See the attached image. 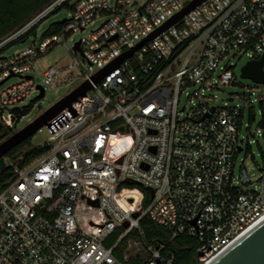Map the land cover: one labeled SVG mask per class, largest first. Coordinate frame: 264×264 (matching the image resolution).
I'll return each instance as SVG.
<instances>
[{
    "label": "built area",
    "instance_id": "built-area-1",
    "mask_svg": "<svg viewBox=\"0 0 264 264\" xmlns=\"http://www.w3.org/2000/svg\"><path fill=\"white\" fill-rule=\"evenodd\" d=\"M148 1L54 0L0 43L33 38L0 55V129L18 124L14 111L39 89L45 95L79 71L67 95L90 84L42 128L45 153L22 167L5 163L12 172L0 182V264H176L167 245L181 237L194 242L195 264H210L264 218V176L251 182L236 170L252 113L245 125L242 108L207 102V92L236 84V62L227 59L263 55L264 0H204L94 84L92 77L195 0ZM59 8L69 19L58 34H29ZM96 24L67 48L72 35ZM60 44L70 61L35 83L34 63ZM12 78L18 82L7 86ZM146 189L153 195L146 192L142 208ZM145 216L168 232L167 243L146 241Z\"/></svg>",
    "mask_w": 264,
    "mask_h": 264
},
{
    "label": "rangeland",
    "instance_id": "rangeland-1",
    "mask_svg": "<svg viewBox=\"0 0 264 264\" xmlns=\"http://www.w3.org/2000/svg\"><path fill=\"white\" fill-rule=\"evenodd\" d=\"M67 19H69L68 12L63 10L38 22L35 25L37 40L40 39L41 35L50 24ZM96 27L97 24L88 29L83 34L72 35V37H70V39H68L65 43L67 48L72 47L73 44L80 38L85 37L89 30ZM32 41L33 38L31 37L25 43H19L10 47L5 51L4 56H11L15 51L24 50ZM70 59L71 55L65 46H63V44L57 45L50 52L40 57L34 63V69L32 72L34 82L40 83L42 73L48 67H63L70 61ZM247 60L248 58L246 57H241L240 59L239 57H236L235 59H227L226 62H236V67L234 69L236 84L230 87H223L212 90L211 92H207V95L209 96V100L207 102L215 107H223L225 104L228 108H242L245 112V125L248 124V111L253 114L254 121L251 122L248 128L243 126L240 132V140L242 141L243 146H247L245 149L247 153L243 151L238 155L236 170L238 171L240 168H243L246 171L250 181L255 182L264 176V130L259 127L260 122L264 119V86L256 85L251 80L240 78V69L247 62ZM83 70L86 71L87 67H83ZM74 74H76V72ZM74 74L73 76L67 78L68 80L66 79L67 82L70 81L72 77H76ZM82 75L83 74L81 71H79V74L77 75L78 78L70 81L69 84H67L65 81H60L55 87H47L45 95L42 99H37V94L35 93L29 95L24 100L22 106H28L32 104L33 107L30 110V113L18 122L16 128H13V134L31 123L52 105L66 96L80 82ZM16 82H18V79L12 78L6 83V85L9 86L15 84ZM259 96L260 98L258 99L257 97ZM180 107H186L189 109L191 108V105H187L186 101L181 99ZM47 136V132L44 129H42L40 132H37L32 138H30L29 143L16 152L14 156L19 157L23 153L35 147L47 146ZM4 162L6 164H13V160L10 158H4ZM131 254H135V252H132ZM139 254L142 259L146 258V255L142 250H140Z\"/></svg>",
    "mask_w": 264,
    "mask_h": 264
},
{
    "label": "water",
    "instance_id": "water-1",
    "mask_svg": "<svg viewBox=\"0 0 264 264\" xmlns=\"http://www.w3.org/2000/svg\"><path fill=\"white\" fill-rule=\"evenodd\" d=\"M149 0L148 2H150ZM204 0H195L193 3L188 5L180 14L169 21L164 27L159 29L157 32L152 34L149 38L139 43L129 52L125 53L113 64L106 67L104 70L100 71L91 81L94 84L100 82L105 76H107L111 71H113L119 64H121L125 59L130 57L136 50L141 48L146 42L153 39L157 34L174 24L177 20L185 16L189 11H191L198 4ZM75 49H78V44L75 45ZM240 78L251 80L256 85L264 86V53L256 61H250L245 63L240 69ZM90 89L89 82H85L69 95L62 98L60 101L52 105L44 113L38 116L31 123L18 130L8 138L0 142V173L5 168L4 158L13 149L32 138L39 130L43 127H50L49 121L57 116L62 110L70 109L72 103L81 95L86 93ZM37 99H42L44 97V92L42 89ZM126 184L132 187L135 183L133 181H126ZM152 197L153 192L151 189H146ZM93 206H97L98 203L91 202ZM133 218H137V214L133 215ZM127 223L124 224V228H127ZM210 264H264V222L252 229L249 233L243 236L239 241L232 245L227 251H225L220 257L215 259Z\"/></svg>",
    "mask_w": 264,
    "mask_h": 264
},
{
    "label": "trees",
    "instance_id": "trees-1",
    "mask_svg": "<svg viewBox=\"0 0 264 264\" xmlns=\"http://www.w3.org/2000/svg\"><path fill=\"white\" fill-rule=\"evenodd\" d=\"M54 0H0V43L15 32L17 29L22 27L28 21H30L38 12H40L44 7L49 5ZM62 8L57 9L53 14L59 13ZM65 21H59L50 24L47 29L44 31L43 36L48 37L52 35H56L60 32L62 27L64 26ZM35 28H33L29 34H35ZM26 38L23 37L18 39L17 41L3 47L0 49V55L4 54L7 49L10 47L21 43ZM33 105L30 104L28 106H23L19 110H15V116L17 121L21 118L26 117ZM254 116L253 114L249 117V121L253 122ZM17 126V125H16ZM14 127V129L16 128ZM259 127L264 129V121L259 124ZM3 133V134H2ZM2 134V135H1ZM13 134V129H0V142L10 135ZM30 139L13 149L10 153H8L5 158L12 159L13 162H18L19 167H22L24 164L34 160L39 157L43 153H45L48 149L45 147H35L30 149L29 151L23 153L21 156H14L16 152H18L23 146L28 144ZM247 153V151H246ZM21 154V153H19ZM21 157V159H20ZM11 168L6 165L3 171L0 173V182L8 179L11 175ZM144 194V202L142 208H145L148 204V195L146 191H142ZM139 226L144 232L146 241L156 246L158 243H167L169 239L168 232L157 224L153 223L147 216L143 217ZM121 234V231L114 232L105 242L106 247H111L117 240L118 236ZM168 249L172 250L175 255V263L176 264H195V257L193 254L194 242L190 239L181 237L176 239L167 245ZM115 255L117 257L121 256V252L116 251Z\"/></svg>",
    "mask_w": 264,
    "mask_h": 264
},
{
    "label": "bare ground",
    "instance_id": "bare-ground-1",
    "mask_svg": "<svg viewBox=\"0 0 264 264\" xmlns=\"http://www.w3.org/2000/svg\"><path fill=\"white\" fill-rule=\"evenodd\" d=\"M262 222H264V218H263L259 223L261 224ZM259 223H258V225H259ZM250 231H251V230H250ZM247 233H249V231H248ZM247 233H246V234H247ZM246 234H244L243 236H245ZM243 236H242V237H243ZM240 238H241V237H240Z\"/></svg>",
    "mask_w": 264,
    "mask_h": 264
}]
</instances>
